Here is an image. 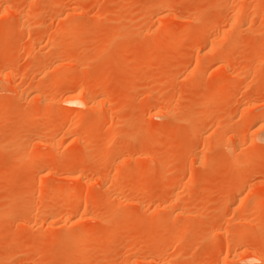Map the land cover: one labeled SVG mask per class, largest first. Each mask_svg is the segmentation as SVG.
<instances>
[{"label": "rangeland", "instance_id": "1", "mask_svg": "<svg viewBox=\"0 0 264 264\" xmlns=\"http://www.w3.org/2000/svg\"><path fill=\"white\" fill-rule=\"evenodd\" d=\"M262 136L264 0H0V264H264Z\"/></svg>", "mask_w": 264, "mask_h": 264}, {"label": "bare ground", "instance_id": "2", "mask_svg": "<svg viewBox=\"0 0 264 264\" xmlns=\"http://www.w3.org/2000/svg\"><path fill=\"white\" fill-rule=\"evenodd\" d=\"M163 8H164V7H163ZM15 10H16V9H15ZM167 10H168V9H167ZM165 11H166V9H165ZM14 12H15V11H14ZM16 12H17V11H16ZM16 12H15V13H16ZM162 12H163V11H162ZM237 14H238V13H237ZM237 14H236V16L234 17V24H235L236 22H237V23L240 22V21H238V18H237V16H238L239 14H238V15H237ZM168 24H169V23H168ZM231 24H232V23H231ZM236 25H237V24H236ZM234 26H235V25H234ZM173 28H174V27H173ZM170 30H171V29H170ZM178 31H179V30H178ZM210 41H211V40H210ZM211 44H212V43H211ZM203 46H204V45H203ZM204 48H205V47H204ZM210 51H211V50H210ZM208 52H209V51H208ZM218 55H219V57H220V54H218ZM224 56H226V55L224 54V55H223V58H221V59H225L226 57H224ZM219 57H218V58H219ZM218 58H217V59H218ZM219 60H220V59H219ZM221 61H222V60H221ZM199 65H200V64H199ZM103 77H104V76H103ZM78 79H79V78H78ZM79 81H80V80H79ZM76 82H77V80H76ZM78 84H79V83H78ZM100 87H101V86H100ZM77 100H78V99H71V98L69 99V98H68V100H66V102H68V103H70V104H73V103H78ZM78 104H80V103H78ZM261 124H262V123H261ZM75 128H76V127H75ZM39 137H40V136H39ZM262 137H264V136H262ZM40 138H41V137H40ZM42 138H43V137H42ZM42 141H43V140H42ZM54 148H55V147H54ZM83 151H84V150H83ZM88 152H89V151H88ZM83 154H84V153H83ZM85 155H86V154H85ZM81 158H82V157H81ZM17 162H18V161H17ZM51 168H52V167H51ZM83 168H84V167H83ZM73 173H74V172H73ZM77 175H78V173H77ZM79 178H80V175H79ZM43 181H44V180H43ZM171 181H172V180H171ZM171 181H170V182H171ZM172 182H173V181H172ZM46 183H47V182H46ZM49 183H50V182H49ZM49 183H48V184H49ZM45 185H46V184H45ZM47 186H48V185H47ZM51 186H52V185H51ZM53 186H54V185H53ZM47 188H48V187H47ZM44 189H46V188H44ZM48 189H49V188H48ZM63 189H64V188H63ZM70 189H71V188H70ZM60 190H61V189H60ZM50 191H51V190H50ZM66 193H67V192H65V195H66ZM71 193H76V189H73V191H72ZM71 195H72V194H71ZM49 196H50V195H49ZM85 197H87V196H85ZM80 199H81V198H80ZM77 202H78V201H77ZM80 203H81V201H80ZM240 235H241V234H240ZM84 238H85V237H84ZM238 239H241V237H240V238L237 237V240H238ZM80 240H81V238H80ZM237 240H236V241H237ZM83 241H84V240H83ZM239 241H241V240H239ZM241 244H242V243H241ZM243 244H244V243H243ZM259 253H260V252H259ZM261 253H262V252H261ZM263 253H264V252H263ZM250 255H251V254H250ZM255 255H256V254H255ZM261 255H263V254H261ZM262 258H263V257H262ZM153 261H154V260H153ZM158 261H159V260H158ZM148 262H149V261H148ZM153 263H154V264H159V262H153Z\"/></svg>", "mask_w": 264, "mask_h": 264}]
</instances>
